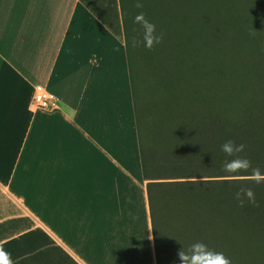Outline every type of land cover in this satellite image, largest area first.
<instances>
[{
    "label": "crops",
    "instance_id": "obj_1",
    "mask_svg": "<svg viewBox=\"0 0 264 264\" xmlns=\"http://www.w3.org/2000/svg\"><path fill=\"white\" fill-rule=\"evenodd\" d=\"M37 85L54 93L35 104ZM120 0H0V249L157 264Z\"/></svg>",
    "mask_w": 264,
    "mask_h": 264
},
{
    "label": "trees",
    "instance_id": "obj_2",
    "mask_svg": "<svg viewBox=\"0 0 264 264\" xmlns=\"http://www.w3.org/2000/svg\"><path fill=\"white\" fill-rule=\"evenodd\" d=\"M120 3L157 264H180L197 241L264 264V0ZM141 12L162 35L152 50L138 42ZM227 140L244 144L246 171H223Z\"/></svg>",
    "mask_w": 264,
    "mask_h": 264
},
{
    "label": "clouds",
    "instance_id": "obj_3",
    "mask_svg": "<svg viewBox=\"0 0 264 264\" xmlns=\"http://www.w3.org/2000/svg\"><path fill=\"white\" fill-rule=\"evenodd\" d=\"M142 6L141 0H137L136 7L141 8ZM134 22L139 24L142 30V39L138 42L142 43L146 49L152 50L161 43L162 35L157 31L156 25L147 19L143 12L135 17ZM244 147V144H236L232 140H227L220 145V150L226 157H234L226 160L223 165V171L226 174H239L241 170L246 171L251 166L247 159L237 156L238 153L244 151ZM252 175L257 178V183H259V170L254 169ZM241 192L248 202H255V196L251 188L242 189ZM241 192L235 195L241 206H243L244 200L241 198ZM178 255L180 264H231V261L222 252H216L210 249L207 244L199 241L192 243L187 253L182 248ZM0 264H12L9 254L2 249H0Z\"/></svg>",
    "mask_w": 264,
    "mask_h": 264
},
{
    "label": "built area",
    "instance_id": "obj_4",
    "mask_svg": "<svg viewBox=\"0 0 264 264\" xmlns=\"http://www.w3.org/2000/svg\"><path fill=\"white\" fill-rule=\"evenodd\" d=\"M55 98L54 93L49 91L44 85H37L35 90V104L39 109H46L52 105Z\"/></svg>",
    "mask_w": 264,
    "mask_h": 264
},
{
    "label": "rangeland",
    "instance_id": "obj_5",
    "mask_svg": "<svg viewBox=\"0 0 264 264\" xmlns=\"http://www.w3.org/2000/svg\"><path fill=\"white\" fill-rule=\"evenodd\" d=\"M143 90L144 91H148L149 90V84L148 83H143ZM144 95L146 96L147 94H144ZM138 114H139V117L142 116V111L140 109H139V113ZM142 134H143L142 138H143L144 147L147 148L148 147V141H147L148 140V136H147V132L144 130ZM165 181H170V180H165Z\"/></svg>",
    "mask_w": 264,
    "mask_h": 264
}]
</instances>
